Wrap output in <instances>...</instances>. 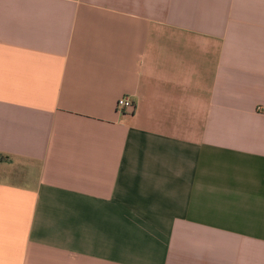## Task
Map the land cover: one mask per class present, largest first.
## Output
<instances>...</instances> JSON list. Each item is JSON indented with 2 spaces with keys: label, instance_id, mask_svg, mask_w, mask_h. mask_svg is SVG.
<instances>
[{
  "label": "crops",
  "instance_id": "crops-1",
  "mask_svg": "<svg viewBox=\"0 0 264 264\" xmlns=\"http://www.w3.org/2000/svg\"><path fill=\"white\" fill-rule=\"evenodd\" d=\"M0 264H264V0H0Z\"/></svg>",
  "mask_w": 264,
  "mask_h": 264
},
{
  "label": "built area",
  "instance_id": "built-area-1",
  "mask_svg": "<svg viewBox=\"0 0 264 264\" xmlns=\"http://www.w3.org/2000/svg\"><path fill=\"white\" fill-rule=\"evenodd\" d=\"M134 106V102L129 96H123L120 99H118L117 107L119 111H122L124 109H131Z\"/></svg>",
  "mask_w": 264,
  "mask_h": 264
}]
</instances>
